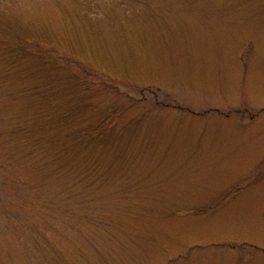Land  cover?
Returning a JSON list of instances; mask_svg holds the SVG:
<instances>
[{
  "label": "rangeland",
  "instance_id": "rangeland-1",
  "mask_svg": "<svg viewBox=\"0 0 264 264\" xmlns=\"http://www.w3.org/2000/svg\"><path fill=\"white\" fill-rule=\"evenodd\" d=\"M18 34L109 84L114 168L38 171L35 76L0 60V264H264V0H0Z\"/></svg>",
  "mask_w": 264,
  "mask_h": 264
},
{
  "label": "trees",
  "instance_id": "trees-1",
  "mask_svg": "<svg viewBox=\"0 0 264 264\" xmlns=\"http://www.w3.org/2000/svg\"><path fill=\"white\" fill-rule=\"evenodd\" d=\"M19 34L14 38L16 44L4 42L0 49L6 73L19 70L22 76L31 74L36 80L27 89L35 95L31 97L33 108L21 114L24 124L12 128L19 132V149L34 161L38 171L45 165L51 166L53 178L70 172L85 186L103 184L114 168L108 159L113 155L109 140L114 133L110 121L115 113H99V108L108 104V100L102 99L109 84L88 68L60 55L56 47L40 37ZM42 89L44 93H40ZM53 106L65 109L49 112ZM89 115L96 116L91 119ZM48 198L41 204L66 200L64 195Z\"/></svg>",
  "mask_w": 264,
  "mask_h": 264
}]
</instances>
